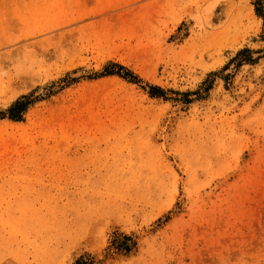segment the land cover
Wrapping results in <instances>:
<instances>
[{
	"label": "rangeland",
	"instance_id": "rangeland-1",
	"mask_svg": "<svg viewBox=\"0 0 264 264\" xmlns=\"http://www.w3.org/2000/svg\"><path fill=\"white\" fill-rule=\"evenodd\" d=\"M0 74V264H264V0H0Z\"/></svg>",
	"mask_w": 264,
	"mask_h": 264
},
{
	"label": "trees",
	"instance_id": "trees-1",
	"mask_svg": "<svg viewBox=\"0 0 264 264\" xmlns=\"http://www.w3.org/2000/svg\"><path fill=\"white\" fill-rule=\"evenodd\" d=\"M247 49H241L237 52V54H241L243 52H247ZM247 61H250L248 58ZM118 68L123 69L121 66H117ZM111 73V72H106ZM126 75H130L129 72L126 71ZM125 77V76H124ZM134 79V78H132ZM151 91H148L149 96H162V90L157 86H149ZM154 90V92H153ZM27 97L21 96L17 98L7 109V117L11 120L20 119V114L22 113L24 106L27 104ZM123 241H116V239H112L110 244L111 248L117 252L127 254L134 247V242L131 240L130 236L124 234H118ZM114 237V236H113ZM77 263V262H76Z\"/></svg>",
	"mask_w": 264,
	"mask_h": 264
},
{
	"label": "bare ground",
	"instance_id": "bare-ground-1",
	"mask_svg": "<svg viewBox=\"0 0 264 264\" xmlns=\"http://www.w3.org/2000/svg\"><path fill=\"white\" fill-rule=\"evenodd\" d=\"M217 36V35H216ZM30 53V52H29ZM9 57V56H8ZM27 57H29V56H27ZM2 63V62H1ZM0 75H2V74H0Z\"/></svg>",
	"mask_w": 264,
	"mask_h": 264
}]
</instances>
